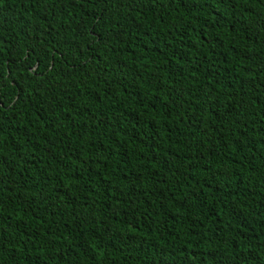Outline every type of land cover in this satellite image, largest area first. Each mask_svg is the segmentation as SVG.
<instances>
[{
    "label": "trees",
    "instance_id": "obj_1",
    "mask_svg": "<svg viewBox=\"0 0 264 264\" xmlns=\"http://www.w3.org/2000/svg\"><path fill=\"white\" fill-rule=\"evenodd\" d=\"M0 264H264V0H0Z\"/></svg>",
    "mask_w": 264,
    "mask_h": 264
}]
</instances>
